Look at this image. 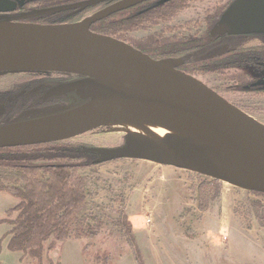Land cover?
<instances>
[{
    "label": "water",
    "instance_id": "1",
    "mask_svg": "<svg viewBox=\"0 0 264 264\" xmlns=\"http://www.w3.org/2000/svg\"><path fill=\"white\" fill-rule=\"evenodd\" d=\"M105 1L109 0H89L69 8ZM147 1L122 0L77 24L41 25L5 18L16 5L0 0V73L79 77L50 88L43 101L73 92L89 99L73 110L0 125V149L65 142L118 123L158 122L189 137L170 136L157 144L132 134L126 136L124 146L91 152L102 163L139 160L264 195L262 123L179 71L180 60H153L123 42L90 31L96 22ZM216 31L228 36L264 35V0L234 1Z\"/></svg>",
    "mask_w": 264,
    "mask_h": 264
},
{
    "label": "trees",
    "instance_id": "2",
    "mask_svg": "<svg viewBox=\"0 0 264 264\" xmlns=\"http://www.w3.org/2000/svg\"><path fill=\"white\" fill-rule=\"evenodd\" d=\"M17 3L14 16L21 22L41 25H72L106 10L121 0H109L93 6L69 8L89 0H12ZM199 0H151L133 8L115 13L90 27L94 34L123 42L153 60H180L179 71L196 77L216 75L229 89L247 92L258 89L264 92V47L239 49L214 57L206 54L221 45L223 35L214 31L222 14L236 0L218 5L203 21L204 32L186 35L184 26L169 25L171 20L190 3ZM53 10V12L27 16L30 13ZM160 26L157 31L140 38L127 34L147 32L149 27ZM167 24V25H165ZM185 28V29H184ZM225 35V34H224ZM257 66V68H256ZM246 67H254L258 77L252 76ZM67 76V75H66ZM79 77L57 78L73 81ZM259 82L260 85H255ZM254 88V89H253ZM46 87L37 89L29 96L16 95L6 102V111L0 113V125L15 112L34 109L48 104H58L61 113L85 105L76 92L52 97L43 101ZM94 147L59 142L53 144L0 149V193L17 201L15 206L0 218V225L8 231L1 240H7V250L19 254V261L26 264H53L49 253L66 241H82L88 264H112L109 253L94 245V240L105 226L104 218L86 213L87 199L95 196L89 192V181L79 171L92 169L103 163L91 152ZM214 184L220 182L212 180ZM218 188L216 192H218ZM264 198V195L253 193ZM205 206L201 207L204 210ZM115 225L119 228L129 252L137 264H145L133 233L128 212H121ZM263 225H259L262 228ZM192 237L191 232L185 233ZM123 254H120L121 257ZM55 264H59V260Z\"/></svg>",
    "mask_w": 264,
    "mask_h": 264
},
{
    "label": "rangeland",
    "instance_id": "3",
    "mask_svg": "<svg viewBox=\"0 0 264 264\" xmlns=\"http://www.w3.org/2000/svg\"><path fill=\"white\" fill-rule=\"evenodd\" d=\"M21 1V0H20ZM230 0H199L189 4V6L179 12L169 25L184 26L188 31L186 35H192L196 32H204L206 23L203 17L207 16L218 5L222 6ZM93 16V15H91ZM90 15L87 18L91 17ZM167 25V24H165ZM162 24L149 27L147 32H133L127 34L133 38H140L147 33L157 31ZM184 28V29H185ZM215 35H224L216 31ZM240 44L250 46L258 41L252 37H245L238 40ZM225 47H218L206 54V57H214L223 53ZM250 69V68H248ZM247 69V70H248ZM255 73V72H254ZM66 75L54 73H30V72H8L0 73V91L15 90L26 84L30 80L37 79H59L67 78ZM256 77H258L256 75ZM209 88L219 93L225 100L241 109L245 113L255 118L264 125V92H240L229 89L230 84H224L216 75L206 74L195 77ZM62 107L58 104H48L34 109L15 112L5 119L6 123H12L22 120H29L37 117H45L59 112ZM127 133L124 126L117 124L99 128L77 138L65 141L68 144H81L99 149L119 148L125 145ZM155 164H149L144 161L122 159L112 162H105L100 166L88 170L79 171L80 175H85L89 183V192L95 193L87 199L86 213L96 214L104 218L105 226L94 240V245L100 248L104 253H109L112 264H137L134 257L129 252L119 228L115 225L121 212L128 211V217L132 220L133 226H137L141 231L152 225V219L156 217L167 218L166 228L170 244L165 248V244L154 242L153 251L158 254L167 255L172 246L185 252L187 249L190 255L184 253V257L177 259V263L192 261L195 263L196 256H199L198 264H260L257 263L258 256L252 255L251 251L246 249L242 239L238 236L235 229L230 231L226 247L222 251H213L204 247V237L201 235L199 227L200 221L204 215H208L215 221H221L222 229L228 227L232 222L238 229L244 230L246 234L253 232L256 241H261L260 229L264 228V198L253 193L240 190L228 184L221 183L216 185L211 179L191 175L183 171H175L176 178L179 181V188L173 194L177 193L183 200V206L174 216V207L166 203L165 213L161 211V204L151 208L150 202L154 193L167 195L171 193L165 188L164 173L157 174L158 168L154 170ZM159 175L163 182L158 186ZM150 183V184H148ZM144 186L147 190L143 192L140 199H136L133 190ZM157 188V189H156ZM218 188V192L216 189ZM155 190V191H154ZM176 195V194H175ZM152 197V199H151ZM129 201L133 202L132 208L138 206V216L133 217V211H130ZM17 201L11 196L0 193V218L5 217L7 209L13 207ZM148 204L147 209L145 206ZM205 206L204 210L201 207ZM141 208V209H140ZM133 217V218H132ZM175 217V218H174ZM132 218V219H131ZM147 218L150 224L146 223ZM157 219V218H156ZM263 225L259 228V225ZM7 225H0V264H26L18 261L16 254L6 251L5 244L1 240L2 236L8 231ZM191 232L194 240H184L183 233ZM225 234V231H223ZM223 243L224 238L221 236ZM137 241V239H136ZM211 239L208 240L210 243ZM82 241H66L58 245L49 253V260L59 264H88L86 254L83 252ZM138 244V241H137ZM150 246V243L148 244ZM145 264H156L155 260L148 250H142ZM196 253V255H195ZM120 254H123L119 257ZM205 256L208 257L205 263ZM166 262V261H165ZM193 263V264H194ZM45 264H48L45 262Z\"/></svg>",
    "mask_w": 264,
    "mask_h": 264
},
{
    "label": "crops",
    "instance_id": "4",
    "mask_svg": "<svg viewBox=\"0 0 264 264\" xmlns=\"http://www.w3.org/2000/svg\"><path fill=\"white\" fill-rule=\"evenodd\" d=\"M149 163V162H146ZM152 164V163H149ZM158 168H160V171H156L157 174H161L164 173L166 175V177L164 178V183H165V188L170 191L171 193L169 194V196L167 195H161L160 193H154L153 194V199L151 197V202H150V206L151 208L155 209L159 204H161V211L163 210V212L165 213V207H166V203L169 206L174 207V216L175 214L178 212V210L181 208V206H183V200L182 198H180V196L175 193L173 194V192L177 191L179 186V181L176 178L175 175V171H177V169L172 168V167H162L159 165H155L154 170H157ZM158 186H160V184L163 182V178L159 175L158 177ZM150 184V183H148ZM157 189V188H156ZM180 189V188H179ZM147 190L145 189V187L142 185L140 188H135L133 190V193H135L136 199H140L141 195H143V192H146ZM155 191V190H154ZM133 202L129 201V206H131L130 211H133L134 216L133 217H139L138 216V206H134L132 208ZM148 204L145 206V208L147 209ZM141 209V208H140ZM128 212V211H127ZM132 217V218H133ZM131 218V219H132ZM157 218V219H156ZM154 219H152V225L149 226V228L151 229V231H148L147 228H144V231H141L138 227H140V224H137L136 226L132 224L133 226V233L135 235V238L138 241V244L140 246V248L142 250H148L149 253L152 255V258L155 260L156 264H193L194 262H186V258L188 260L189 257L185 258V262L183 261L182 263H177V259H179L180 257H184V253H186L187 255H190L189 251L187 249H185V252L177 249L175 246H172L171 250H169L167 252V255L164 254H158L155 253L153 251V246L151 245L152 243H156V242H161L162 245L165 244V248L168 247V245L170 244L169 242V238H168V232H167V228H166V221L167 218L165 219V217L160 218V217H156ZM175 218V217H174ZM166 220V221H165ZM132 222V220H131ZM201 231V235L204 237L205 241H204V247L206 248H210L213 251H222L224 248L226 247V241L228 240L230 231L235 229L238 236L242 239L243 244L246 246V249L251 251L252 255H257L258 259H257V263L260 264H264V228L260 229L262 231V233H260V237H261V241H256L255 238V234L252 232H248V234H246L244 232V230L238 229L236 226H234L232 224V222H229L228 227L223 230L222 229V224L221 221H215L213 220V218L209 217L208 215H204V217L202 218V220L200 221V225H199ZM225 231V234L224 232ZM183 239L184 240H194V237H186L185 234L183 233ZM221 236L224 238L225 243H223ZM211 239L210 243H208V240ZM5 244V248L7 246V240H2ZM150 243V246L148 245ZM6 251L9 252L6 248ZM11 253V252H10ZM16 254V253H13ZM196 255V253H195ZM16 256L18 257V261H19V254H16ZM180 256V257H179ZM207 258L205 256V263L207 261ZM199 256H196L195 258V263L194 264H198L199 262ZM166 261V262H165Z\"/></svg>",
    "mask_w": 264,
    "mask_h": 264
},
{
    "label": "flooded vegetation",
    "instance_id": "5",
    "mask_svg": "<svg viewBox=\"0 0 264 264\" xmlns=\"http://www.w3.org/2000/svg\"><path fill=\"white\" fill-rule=\"evenodd\" d=\"M10 1H12V0H10ZM12 2L15 3L16 8H17V3L15 1H12ZM147 2H149V1H147ZM143 3H146V2H143ZM114 5H112V6H114ZM17 13H18V11L15 9L14 12L9 13V14H4L3 16L5 18H8V19L9 18L13 19V18H16V16H14V15H16ZM204 18H205V16L203 17V19ZM245 37H252V38L256 39L258 42L256 44L250 45V46H245L244 44H240L238 40L241 39V38H245ZM223 46L225 47V50L221 54H226V53H228L230 51L239 50V49H257V48H261V47H264V35L228 36V35L225 34V35H223V37L221 39V45L219 47H223ZM248 68H250V67L244 68L245 71H248L250 74H252V76L256 77V75H257V71H256L257 70L256 69L257 66H256V68H254V67H252L250 69H248ZM263 71L264 70H262V72ZM76 80H78V79H75L73 81H76ZM69 82H72V81H68V82L65 81V82H63V81H59L57 79H45V80L44 79H37V80H30L29 82H27L26 84L20 86L19 88H16L15 90L12 89L11 91H7V90L6 91H0V100H2V102L3 101L6 102L7 100H10L12 97H15L16 95H21V96H25L26 97V96H29L30 94H33L34 91L36 92L37 89L42 88V87H46L47 89L43 93V96H44L45 93L50 88H52L54 86H57V85H60V84L69 83ZM256 84L257 85H260L259 82H256L255 85ZM258 91L259 90L256 89V90H252V91H247V93H250V92L255 93V92H258ZM43 96H42V99H43ZM7 107H8V104H0V108L3 109V111L0 112V113H4L6 111V108ZM11 208H9V209H11ZM9 209H7V210H9ZM4 216H5V213H4ZM48 258H49V255H48ZM52 263L54 264L53 261H52Z\"/></svg>",
    "mask_w": 264,
    "mask_h": 264
},
{
    "label": "bare ground",
    "instance_id": "6",
    "mask_svg": "<svg viewBox=\"0 0 264 264\" xmlns=\"http://www.w3.org/2000/svg\"><path fill=\"white\" fill-rule=\"evenodd\" d=\"M124 126L127 135L139 134L155 143H160L168 137L188 138L186 133L162 123L152 121H137L118 123Z\"/></svg>",
    "mask_w": 264,
    "mask_h": 264
},
{
    "label": "built area",
    "instance_id": "7",
    "mask_svg": "<svg viewBox=\"0 0 264 264\" xmlns=\"http://www.w3.org/2000/svg\"><path fill=\"white\" fill-rule=\"evenodd\" d=\"M178 170V169H177ZM178 171H183V172H186V171H184V170H178ZM186 173H189V174H191V175H195V176H200V177H204V176H201V175H197V174H194V173H191V172H186ZM206 178V177H205ZM150 219L149 218H147V220H146V223L147 224H150Z\"/></svg>",
    "mask_w": 264,
    "mask_h": 264
}]
</instances>
